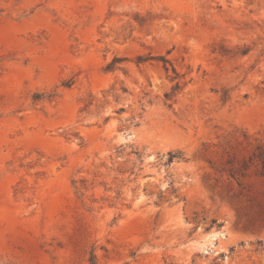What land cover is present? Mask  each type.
Segmentation results:
<instances>
[{
  "label": "rangeland",
  "instance_id": "obj_1",
  "mask_svg": "<svg viewBox=\"0 0 264 264\" xmlns=\"http://www.w3.org/2000/svg\"><path fill=\"white\" fill-rule=\"evenodd\" d=\"M93 259L264 264V0H0V264Z\"/></svg>",
  "mask_w": 264,
  "mask_h": 264
},
{
  "label": "trees",
  "instance_id": "obj_2",
  "mask_svg": "<svg viewBox=\"0 0 264 264\" xmlns=\"http://www.w3.org/2000/svg\"><path fill=\"white\" fill-rule=\"evenodd\" d=\"M148 59H149V58H148ZM143 60H144V59L140 58L138 62H142ZM116 63H118V59H114V61H113L111 64H109V66H108L107 69H108V70L113 69V67H114V65H115ZM176 88H177V89L180 88L179 83L177 84V87H176ZM175 156H176L175 154H170V160L173 159ZM92 264H96L95 261H94V259H93V261H92Z\"/></svg>",
  "mask_w": 264,
  "mask_h": 264
}]
</instances>
